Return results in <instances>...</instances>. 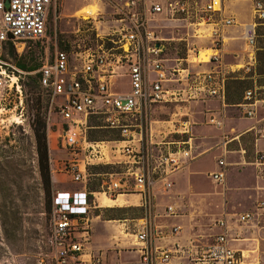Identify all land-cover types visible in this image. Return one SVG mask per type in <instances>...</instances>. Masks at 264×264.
I'll return each mask as SVG.
<instances>
[{"label": "built area", "instance_id": "built-area-1", "mask_svg": "<svg viewBox=\"0 0 264 264\" xmlns=\"http://www.w3.org/2000/svg\"><path fill=\"white\" fill-rule=\"evenodd\" d=\"M235 1L238 0H115L117 24L107 34H95V44L77 45L75 52L56 48L51 59L41 66L39 84L61 120L59 146L70 156L65 171L72 183L85 184V166L95 158L101 160L105 150L120 151L125 159L121 171L107 174L110 178L101 186V192L83 186L72 192L53 193L49 220L56 264H101L99 256L83 258L91 239L89 210L95 207L96 194L115 199L137 193L148 198L158 184L168 192L174 184L171 177L192 159L194 137L190 121L185 119L180 123L178 132L184 135L183 139L152 141L153 108L201 105L216 100L217 108L203 110L204 123L223 131L231 105L226 101L228 81L239 72L254 75L259 39L264 49V0H248L251 18L243 24L232 14H225L224 3ZM53 2L0 0V112L7 108L13 90L19 88L14 68L4 61V48L8 43L42 41ZM158 16L186 22L193 27L194 36L206 39L210 46L192 45L183 58L165 57L167 41L158 36V25L149 24L150 20L156 23ZM91 17L85 13L81 18L85 21ZM237 25H242L240 38L248 48V59L244 64L226 67L222 59L223 31ZM206 50L211 53L201 58V52ZM202 63L211 67L190 70L191 65ZM122 76L127 79V92L112 87L114 79ZM236 107L244 118L254 120L247 129L254 136L251 165L256 178L264 181V147L256 146L258 141L264 142V83L255 81L246 88ZM90 118H100L105 123L103 127L118 137L90 140L88 131L98 127L88 124ZM231 141L223 132L217 145L220 149L215 161L217 169L209 175L216 185L225 184L227 145ZM80 162L84 163L83 168ZM164 212L166 217H179L172 205L165 206ZM260 217L264 218V199L258 201L255 211L237 214V221L248 224ZM213 227L217 232L207 244L190 241L166 249L153 245L155 238L164 236V230L141 218L133 225V246L138 251L135 264H168L179 255L185 256L189 264H264L247 262L242 251L229 244L231 238L224 217L215 219ZM180 229V225H172L169 234H177Z\"/></svg>", "mask_w": 264, "mask_h": 264}, {"label": "rangeland", "instance_id": "rangeland-1", "mask_svg": "<svg viewBox=\"0 0 264 264\" xmlns=\"http://www.w3.org/2000/svg\"><path fill=\"white\" fill-rule=\"evenodd\" d=\"M114 1L54 0L48 12L46 34L42 41L8 43L4 48V61L14 68L12 70L19 88L13 90L7 108L0 112V264H56L50 243L49 213L53 193L60 188L53 184V175L61 179V191L85 186L86 190L101 192V186L109 181L107 174L119 172L124 166L125 159L120 151L105 150L101 160L95 158L85 166L86 183H72L65 171L70 156L59 146L61 120L48 103L45 90L39 86V70L46 60L51 59L56 48L75 52L77 45L88 42L95 44V34L104 36L117 24ZM224 6L225 14H232L239 23L250 21L251 4L248 0L226 2ZM85 9L92 12V17L84 21L81 17L85 15L82 11ZM157 18L156 23L150 20L149 24L158 25V36L167 41L164 54L167 58L185 57L186 49L202 40L194 36L193 27L186 22H167L161 16ZM235 33L239 34L240 28L235 29ZM204 44V47L210 46L207 41ZM257 46H262L260 39ZM223 48V62L226 65L242 61L245 53L242 41L224 42ZM210 53V50L202 51L201 58L203 54ZM19 64L26 69L20 68ZM30 68L36 69L28 71ZM256 73L258 76L264 75V50L257 52ZM258 81L263 83L262 80ZM251 86V80L246 78L236 77L228 81L226 101L232 106L227 109L225 131L228 138L237 139L227 145L228 167L224 186L216 185L209 176L220 154L217 148L220 139L218 131L204 124L201 108L193 105L186 108H153L150 118L152 141H160L163 137L166 140L183 139L184 135L177 131L180 130L181 121L187 119L195 122L191 130L195 138L192 159L171 177L174 186L170 192L165 194L155 190L150 198L148 196L146 205L133 202V198L127 196L124 199L133 203L120 207L104 194H96V198L102 196L100 198L105 197L110 201H106V205L95 202L96 207L89 210L92 229L88 247L92 253L99 254L108 264H115L113 262L121 258L122 264H134L136 257L131 246L135 237L131 234L134 232L133 224L141 218L163 225L166 229L174 224L180 225L179 236L183 242L209 243L217 232L213 222L221 217L226 219L229 233L235 226H241L246 233L252 231L253 227L251 239L264 237V230L259 229L263 221L261 217L248 224L236 221V214L255 211L258 201L264 199V181L256 178L251 165L254 155L253 132H245L254 121L246 120L236 107L241 102L243 91ZM112 87L116 91L127 92V79H114ZM88 121L89 125L98 126L88 131L90 140L105 141L118 137L117 133L103 127L105 123L100 118H90ZM42 124L45 125L48 148L49 193L45 192L48 180L41 174L42 163L36 150ZM257 147L263 148V142H258ZM193 161L191 170L194 172L189 176L187 174ZM79 164L83 168L84 163ZM190 178L191 184L188 183ZM166 205H172L179 217H166ZM252 241L255 240H249V243Z\"/></svg>", "mask_w": 264, "mask_h": 264}, {"label": "crops", "instance_id": "crops-1", "mask_svg": "<svg viewBox=\"0 0 264 264\" xmlns=\"http://www.w3.org/2000/svg\"><path fill=\"white\" fill-rule=\"evenodd\" d=\"M82 11H86V9L85 10H82ZM82 11H80V12H82ZM163 20L164 21H167V22H174V21H171V20H166V19H164L163 18ZM183 22V21H182ZM247 22H249V21H247ZM247 22H243V23H247ZM243 23H241V24H243ZM229 28H235V29H237V28H240V33L239 34H237V33H235V29H233V30H231V31H227L226 29L227 28H225L224 29V31H223V36H224V41H223V46H224V42H228V41H236V40H238V41H242V39L240 38V35H241V32H242V25H237V26H233V27H229ZM198 39V38H197ZM206 39H202V40H200V42L197 44V45H200L201 46V48H207V47H204L205 46V42L207 41H205ZM205 41V42H204ZM208 42V41H207ZM243 42V41H242ZM243 44H244V42H243ZM244 46H245V44H244ZM260 50H264V49H262L261 47H258V50L256 51V59H257V52L258 51H260ZM244 55H243V57H242V61L241 62H239V63H234V64H231V65H226L224 62V65L226 66V67H231V66H233V65H235V64H244L245 62H247V59H248V48L245 46V50H244ZM234 55V54H233ZM224 56H225V50H224V48H223V55H222V59L224 60ZM236 56V55H235ZM234 58H236V57H234ZM168 65H169V63H167ZM257 65V64H256ZM211 67V64H209V63H202V64H200V65H191L190 66V70H207V69H209ZM121 73H124L123 71L121 72ZM241 76V77H240ZM123 77V76H122ZM236 77H239V78H246V79H249V80H251V82H252V86H253V82H257V83H259V81L258 80H262V82L264 83V75L263 76H258L257 75V73H256V70H255V74L254 75H247L246 76V74L245 73H243V72H239V73H237V74H235V75H233L229 80H231V79H235ZM124 78H125V76H124ZM261 82V83H262ZM262 83V84H263ZM260 84V83H259ZM189 105H193V106H195V107H199V108H201L200 110H201V114H202V112H203V110L204 109H206V108H217L218 107V101H216V100H207L206 101V103L205 104H201V105H194V104H189ZM170 106H173V107H179V108H186L187 106H188V104H176V105H170ZM232 105H229L228 106V108H230ZM172 115H175V113H173ZM246 119V118H245ZM226 120H227V117H226ZM226 120H225V126H226ZM246 120H249V119H246ZM249 121H254V120H249ZM191 123V122H190ZM194 121L191 123L192 125H191V130H192V126L194 125ZM205 124V123H204ZM253 123H251V125H252ZM206 125V124H205ZM250 125V126H251ZM206 126H208V125H206ZM249 126V127H250ZM208 127H211V126H208ZM248 127V128H249ZM211 128H213L214 130H216V131H218L219 132V135H218V138L219 139H221V135H222V133L224 132V134H226V131H225V127H224V129H223V131L222 130H219V129H216V128H214V127H211ZM247 128V129H248ZM213 130V132H215ZM178 131V130H177ZM245 132H248L247 130L245 131ZM151 133H152V127H151ZM227 135V134H226ZM162 139H164V140H166L164 137L162 138ZM232 139V141H234L235 139H237V138H231ZM194 140H195V138H194ZM231 141V142H232ZM258 142H260V141H258ZM257 142V143H258ZM263 142V141H262ZM263 144H264V142H263ZM256 146H257V144H256ZM258 148V147H257ZM241 152H242V149H241ZM191 160V159H190ZM190 160L188 161V163L190 162ZM196 161V160H195ZM187 163V164H188ZM227 163V162H226ZM186 164V165H187ZM193 164H194V161L193 162H191V164H190V167H189V174H187V175H189V176H191L192 175V173L194 172V171H192L191 170V168H192V166H193ZM185 165V166H186ZM227 167H228V164H227ZM184 168V167H183ZM217 169V167H216V164H215V169L214 170H216ZM181 170V169H180ZM213 170V171H214ZM212 172V171H211ZM52 181H53V184L55 185V186H57V188H60V190H58V191H61V190H63V189H61V187L59 186V183L61 182V179L58 177V176H52ZM191 178H190V180L188 181V183H190L191 184ZM173 186H174V184H173ZM173 186H172V188H173ZM171 188V189H172ZM170 189V190H171ZM56 190V191H57ZM76 190H80V189H77V187H71L68 191L69 192H72V191H76ZM155 190H161L163 193H165V194H167V193H169L170 192V190L168 191V192H165V191H163L162 190V188H161V185H156L154 188H153V190L151 191V194H153L154 193V191ZM67 191V190H66ZM98 194H101V193H98ZM127 196H130V197H132L133 198V202H139L141 205H146V203H147V198H143L142 197V195H140V194H137V193H129V194H125V195H119V196H117L115 199H110V200H113V201H111V202H115V203H117L118 205H120V207L121 206H123V205H129L130 203H133V202H129V201H126L124 198L125 197H127ZM100 197H102V196H100ZM100 197H98L97 198V203H99V204H101V205H106V201H110L109 199H107V198H105L104 197V199L103 198H100ZM149 198H150V196H149ZM137 199H139V200H137ZM167 206V205H166ZM96 207V206H95ZM97 207H99V205L97 206ZM165 208V207H164ZM239 214V213H238ZM178 218V217H177ZM92 221V220H91ZM123 222H124V220H122ZM151 221V220H150ZM236 221H237V214H236ZM118 222H119V220H118ZM237 223H239L238 221H237ZM153 224H154V226L156 227V228H159V229H163L164 230V236L163 237H157V238H155V240L153 241V245H155V246H160V247H162V248H168V249H170V248H172V246H173V244H175V243H177V244H179V245H186L188 242H190V241H188V242H183V241H181L180 240V236H179V234L181 233L180 231L177 233V234H174V235H172V234H169V230H170V227L172 226H170L168 229H166L163 225H157L156 223H154L153 222ZM239 224H241V223H239ZM134 225V224H133ZM175 225V224H174ZM228 225V224H227ZM181 227V226H180ZM236 227V226H235ZM235 227H233V230H232V232H230L229 233V230H228V237L229 238H231V240H230V245L232 246V247H234V248H236V249H239L240 251H242V254L244 255V256H246V261L247 262H254V261H260V262H262V263H264V237L263 238H260V239H251V238H253V237H251L253 234H254V231H253V227H251V229H252V231L251 230H249V231H247V233L246 232H244L243 231V228L241 227V226H237L236 228ZM118 228V227H117ZM229 228V227H228ZM259 229L260 230H264V218H263V221H262V224L259 226ZM119 233H121L120 231H118ZM232 234H235L236 236H232ZM131 236H132V234H131ZM240 236H250V238H246V237H240ZM134 237V236H133ZM249 240H255V241H252L251 243H249ZM90 244V243H89ZM133 244H135V241L133 240ZM133 244H132V246H131V251L133 252V253H135V257H136V261H137V259H138V251H137V247H135V246H133ZM90 249L91 248H89V247H87V249H86V251H85V255L83 256V258L84 259H89V258H92V257H94V256H99L100 257V255L99 254H97V253H92L91 251H90ZM100 260H101V264H108L106 261H104L101 257H100ZM136 261H135V263H136ZM113 263H115V264H122L123 263V259L121 258V259H117V260H115ZM134 263V264H135ZM168 264H189L187 261H186V258H185V256H183V255H179V256H174L170 261H169V263Z\"/></svg>", "mask_w": 264, "mask_h": 264}, {"label": "trees", "instance_id": "trees-1", "mask_svg": "<svg viewBox=\"0 0 264 264\" xmlns=\"http://www.w3.org/2000/svg\"><path fill=\"white\" fill-rule=\"evenodd\" d=\"M19 67L22 69H26L23 65L19 64ZM36 68H30L28 71L35 70ZM40 86V84H39ZM47 97V96H46ZM39 99V98H38ZM47 101L49 103V98L47 97ZM36 150L39 159H41V174L47 178V185H46V193H49V163H48V148L46 143V131H45V125L42 124L41 126V132L40 135H38V138L36 140ZM50 214V213H49Z\"/></svg>", "mask_w": 264, "mask_h": 264}, {"label": "bare ground", "instance_id": "bare-ground-1", "mask_svg": "<svg viewBox=\"0 0 264 264\" xmlns=\"http://www.w3.org/2000/svg\"><path fill=\"white\" fill-rule=\"evenodd\" d=\"M85 13H92L91 11H84ZM201 56V55H200ZM13 80H15V78H13Z\"/></svg>", "mask_w": 264, "mask_h": 264}]
</instances>
